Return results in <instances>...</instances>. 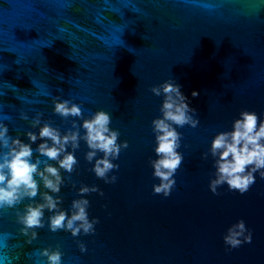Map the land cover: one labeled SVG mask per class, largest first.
I'll use <instances>...</instances> for the list:
<instances>
[{
    "label": "water",
    "instance_id": "water-1",
    "mask_svg": "<svg viewBox=\"0 0 264 264\" xmlns=\"http://www.w3.org/2000/svg\"><path fill=\"white\" fill-rule=\"evenodd\" d=\"M165 81L180 86L199 120L176 128L183 161L167 197L153 193L159 181L149 164L156 158L151 121L163 100L150 89ZM59 100L77 104L81 117L57 115ZM245 110L264 119V0H2L0 128L30 143L25 133L44 123L63 134L104 111L117 143L128 147L112 161L118 169L108 175L116 181L105 183L79 141L67 149L74 170L61 169V190L49 193L66 212L74 199H87L89 219L99 221L93 234L50 231L47 210L44 227L22 232L17 213L41 202L39 194L0 207V264H47L45 249L59 250L61 264H264V179L255 173L243 194L226 184L218 195L208 187L211 140ZM40 142L31 144L33 162L47 160L35 152ZM82 185L99 191L81 197ZM39 191H46L42 184ZM239 220L251 243L229 248L222 237Z\"/></svg>",
    "mask_w": 264,
    "mask_h": 264
},
{
    "label": "clouds",
    "instance_id": "clouds-1",
    "mask_svg": "<svg viewBox=\"0 0 264 264\" xmlns=\"http://www.w3.org/2000/svg\"><path fill=\"white\" fill-rule=\"evenodd\" d=\"M150 91L155 96H163L160 106L161 116L151 121L155 137L154 153L156 158L149 161L153 170L152 175L159 181L152 186L154 194L167 197L175 186V173L180 167L183 156L177 151L181 146V134L177 127H196L199 120L194 117L195 110L189 107L187 97L180 91V86L168 81L159 86L151 87ZM193 97L198 93L193 91ZM53 111L62 118H80L81 108L69 100L54 101ZM26 118V117H22ZM110 115L104 111H96L90 118L83 119L79 128L73 122L75 130L65 131L63 134L48 123L42 124L38 133L26 132L30 143H24L18 138L8 135L6 127L0 128V148L7 151L0 153V207L12 208L25 198L32 200L38 194L41 202L25 205L22 213H17V222L22 225L21 231L27 234L28 229L44 227V212L52 213L48 216V228L52 232L63 230L70 232L73 237L83 233L93 234L95 225L99 222L96 218L89 219V201L85 198L74 199L70 209L66 212L59 208L63 179L60 170L67 173L74 170L78 163L72 151L79 147L83 140L89 149L85 153V160L93 162L92 172L105 183H114L115 175L108 174L118 169L112 163L119 157L120 151L127 148L126 141L117 143L119 132L110 129ZM40 124L39 119H34L33 127ZM175 126V127H174ZM40 139L35 152L38 157L33 162L32 143ZM209 154L214 158V178L209 181V190L215 194L217 188L227 185L229 190L239 191L243 194L255 183V173L264 179V119H260L255 112L241 111L239 118L232 122L230 131L217 133L211 140ZM102 156L97 158V153ZM95 158V159H94ZM56 161L52 166L48 161ZM43 164L41 169L39 166ZM35 177L39 178V183ZM42 184L46 189L40 192ZM96 186H81L78 194L98 192ZM103 195L102 192L99 193ZM247 233V234H246ZM35 237L36 233L32 232ZM229 248H238L242 243H251L252 234L243 220L231 225L222 237ZM80 250L84 252L85 246L80 243ZM42 256L46 257L47 264H61L59 250H43Z\"/></svg>",
    "mask_w": 264,
    "mask_h": 264
},
{
    "label": "snow or ice",
    "instance_id": "snow-or-ice-1",
    "mask_svg": "<svg viewBox=\"0 0 264 264\" xmlns=\"http://www.w3.org/2000/svg\"><path fill=\"white\" fill-rule=\"evenodd\" d=\"M0 2H2V0H0Z\"/></svg>",
    "mask_w": 264,
    "mask_h": 264
}]
</instances>
